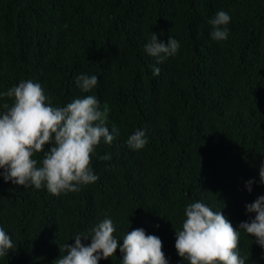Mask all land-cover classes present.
Listing matches in <instances>:
<instances>
[{
	"label": "trees",
	"instance_id": "trees-1",
	"mask_svg": "<svg viewBox=\"0 0 264 264\" xmlns=\"http://www.w3.org/2000/svg\"><path fill=\"white\" fill-rule=\"evenodd\" d=\"M221 10L230 31L217 41L209 20ZM153 32L176 39L177 54L157 63L145 51ZM81 74L98 76L91 92L77 86ZM22 80L41 84L53 106L95 95L118 134L101 139L91 157L99 178L78 192L52 195L0 176V227L15 245L0 264H55L105 218L120 245L143 228L161 239L168 264H187L175 230L189 203L222 209L237 229L255 218L245 206L264 196V0H0V93ZM140 129L148 144L133 150L127 139ZM254 241L241 230L240 256L264 264ZM98 264H122L119 247Z\"/></svg>",
	"mask_w": 264,
	"mask_h": 264
},
{
	"label": "clouds",
	"instance_id": "clouds-1",
	"mask_svg": "<svg viewBox=\"0 0 264 264\" xmlns=\"http://www.w3.org/2000/svg\"><path fill=\"white\" fill-rule=\"evenodd\" d=\"M230 15L218 11L209 20L213 40L228 38ZM179 42L169 37L167 44L158 40L153 32L145 51L161 63L177 54ZM159 74V68L154 75ZM98 76L81 74L77 86L85 93L98 84ZM0 97L12 100L3 105L0 112V176L5 182L41 189L46 187L52 195L78 192L82 185L95 183L98 176L91 167V157L103 138L111 144L118 134L109 132L107 111L101 110L95 95L74 98L66 106H53L51 97L45 94L41 84L22 80L17 86L0 93ZM133 150H141L148 144L146 130H136L127 139ZM45 145H51L45 150ZM43 152L42 161L34 158ZM110 160V155L100 157ZM260 183L264 184V162L259 167ZM254 180L246 182L252 191ZM247 213L255 218L241 222L234 228L222 209L214 211L205 202L189 203L184 209L185 219L181 230H175V248L187 264H245L238 251L241 230L255 237V243L264 248V196L246 204ZM115 227L105 218L87 232L75 235L74 244L66 243V254L60 255L55 264H98L112 257L118 247L122 264H168L158 236L149 235L143 228L127 232L120 245L114 237ZM90 240V244L85 243ZM15 245L11 236L0 227V257L6 256Z\"/></svg>",
	"mask_w": 264,
	"mask_h": 264
}]
</instances>
